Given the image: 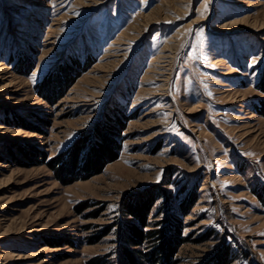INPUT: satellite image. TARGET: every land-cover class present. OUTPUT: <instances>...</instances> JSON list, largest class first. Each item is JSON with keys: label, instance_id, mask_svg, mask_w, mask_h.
Segmentation results:
<instances>
[{"label": "rangeland", "instance_id": "rangeland-1", "mask_svg": "<svg viewBox=\"0 0 264 264\" xmlns=\"http://www.w3.org/2000/svg\"><path fill=\"white\" fill-rule=\"evenodd\" d=\"M3 85L0 264H115L124 205L159 189L175 264H264V0H0ZM110 124L118 159L83 171Z\"/></svg>", "mask_w": 264, "mask_h": 264}, {"label": "trees", "instance_id": "trees-1", "mask_svg": "<svg viewBox=\"0 0 264 264\" xmlns=\"http://www.w3.org/2000/svg\"><path fill=\"white\" fill-rule=\"evenodd\" d=\"M68 69V71L70 69L75 70L73 67ZM116 113L112 112L114 115ZM109 119H111V123L114 122L119 123L120 126L122 125V119L119 117L111 116ZM111 125L106 126L104 130L101 128L97 129V148L93 151L95 158L84 160L83 171L89 172L90 174L101 172L107 162L118 159L117 150L120 149V144H117L116 135L118 136L119 132L115 128L116 126ZM79 151L80 148H76L74 153L70 154L69 159L66 161L60 162V157L49 160L48 166L57 172L58 178L64 184H68L75 179V175L79 169L76 162ZM157 194L163 195L164 191L159 189L157 193L150 194L149 192V194L143 197L140 196L135 201L128 202L124 205V215H131L135 221L120 223L117 231L119 247L116 252L117 260L115 264H175L177 249L186 241L182 237L181 218L177 216L176 210L168 209L169 213L163 218V222H157L154 223V226H151L148 217L152 210V204L157 199ZM257 195L264 204V187ZM190 202H193V198ZM85 204L84 202L79 204L78 209H85ZM181 210L186 213L187 206L182 205ZM147 243L151 246V249L147 251L137 250L145 247ZM232 260L229 251H223L215 258V262L211 264H230ZM88 264L113 263L106 260L105 257L97 256L91 259Z\"/></svg>", "mask_w": 264, "mask_h": 264}, {"label": "bare ground", "instance_id": "bare-ground-1", "mask_svg": "<svg viewBox=\"0 0 264 264\" xmlns=\"http://www.w3.org/2000/svg\"><path fill=\"white\" fill-rule=\"evenodd\" d=\"M5 90H7V87H6L5 85H3V86L0 88V94L3 95V96L6 95L7 92H6Z\"/></svg>", "mask_w": 264, "mask_h": 264}, {"label": "snow or ice", "instance_id": "snow-or-ice-1", "mask_svg": "<svg viewBox=\"0 0 264 264\" xmlns=\"http://www.w3.org/2000/svg\"><path fill=\"white\" fill-rule=\"evenodd\" d=\"M207 10V6H205V11Z\"/></svg>", "mask_w": 264, "mask_h": 264}]
</instances>
